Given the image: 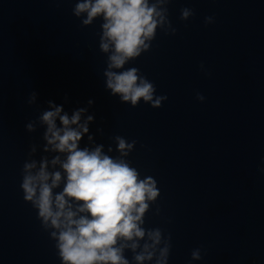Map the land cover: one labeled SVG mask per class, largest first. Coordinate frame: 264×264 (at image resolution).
Listing matches in <instances>:
<instances>
[{"label":"water","instance_id":"water-1","mask_svg":"<svg viewBox=\"0 0 264 264\" xmlns=\"http://www.w3.org/2000/svg\"><path fill=\"white\" fill-rule=\"evenodd\" d=\"M73 7L74 0H0V264H61L20 189L32 144L37 160L55 155L43 153L46 126L37 119L49 100L69 116L87 108L81 123L94 116L82 148L103 144L117 156L113 137L137 141L127 159L142 178L157 181L161 195L145 226L171 234L168 264H219L264 206V0L168 5L176 34L158 30L150 51L125 65L168 97L160 108L110 95L102 21L83 27ZM185 7L195 15L181 21ZM206 16L215 22L205 25ZM32 92L35 105L27 103ZM31 121L33 133L26 130ZM197 247L202 259L193 261Z\"/></svg>","mask_w":264,"mask_h":264},{"label":"clouds","instance_id":"clouds-1","mask_svg":"<svg viewBox=\"0 0 264 264\" xmlns=\"http://www.w3.org/2000/svg\"><path fill=\"white\" fill-rule=\"evenodd\" d=\"M172 2L74 0L72 14L83 27L93 25L97 19L102 21L98 35L99 50L107 56L105 88L121 103L137 107L143 101L160 108L168 99L156 95V86L139 68L125 65L150 51L158 30L165 35L176 34L169 18L168 5ZM194 15L191 8L180 10L181 21ZM214 22V16L204 18L205 25ZM200 69L210 75L203 63ZM196 99L204 102L205 97L197 93ZM64 100L68 103L67 96ZM27 103H37L36 92L30 94ZM93 103L88 101L89 106ZM47 104L49 110L37 118L46 126L42 151L55 155H41L37 160V145L32 144L21 169L20 189L23 200L36 211L41 228L55 242L61 264H168L171 234L145 226L151 205L161 195L157 181L152 176L142 178L127 159L137 141L113 137L117 156L107 154L113 152L111 146L105 153L103 144L82 148L80 141L89 132L94 116L87 115L81 123L87 108H78L69 116L53 101ZM26 130L35 132L36 122L27 123ZM93 139L88 136L90 142ZM155 214H160L159 207ZM127 252L132 254L131 261ZM190 255L191 260L199 261L202 249L197 247Z\"/></svg>","mask_w":264,"mask_h":264}]
</instances>
